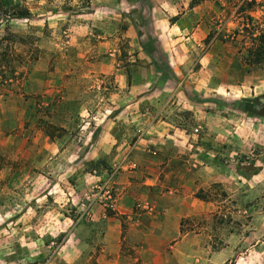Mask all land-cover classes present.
<instances>
[{"label":"rangeland","instance_id":"rangeland-1","mask_svg":"<svg viewBox=\"0 0 264 264\" xmlns=\"http://www.w3.org/2000/svg\"><path fill=\"white\" fill-rule=\"evenodd\" d=\"M145 5L0 0V264H264V62L246 60L264 0H201L182 27L206 36L171 51L157 47L163 35L142 41V28L153 31ZM134 24L140 49L124 37ZM115 25L112 50L103 31ZM167 53L179 68L166 67ZM168 76L181 82L177 107L190 109L191 127L204 112L224 118L206 154L224 178L196 193L202 205L175 236L169 222L139 217L132 228L137 217L124 216L120 248L104 252L99 221L112 218L122 164L110 163L115 146L102 148V138L116 124L113 134L133 143L138 133L126 128L147 121L136 98H164ZM106 189L110 200H92Z\"/></svg>","mask_w":264,"mask_h":264},{"label":"crops","instance_id":"crops-1","mask_svg":"<svg viewBox=\"0 0 264 264\" xmlns=\"http://www.w3.org/2000/svg\"><path fill=\"white\" fill-rule=\"evenodd\" d=\"M148 1L150 6L145 5V10L148 13L153 12L149 19L153 31L148 33L142 28L143 42L147 40L148 35L154 38L163 35L167 42L155 39L157 47L167 45L168 51H171L170 46L174 49L188 50L206 36L199 26L192 29L182 27V24L200 7L199 5L190 7V0ZM170 18H175V21L170 22ZM136 28V24L129 25L124 32V37L132 48L140 49ZM103 32L106 35L104 39L107 40V47L113 50V45H116L118 26H112L110 30L106 29ZM164 61L166 67L181 66L177 61L169 59L168 53ZM149 63H151L150 60H145L142 64ZM160 82L172 85L164 98L156 100L149 95L136 98L138 99L136 103L140 104V107L148 104L153 106L148 108V112L138 108L143 117L147 114L146 123L135 129L126 128V132L132 133V138L136 132L138 133L136 140L130 143L129 135L119 138L118 134H113L118 130L117 125L112 124L108 129L110 139L106 137L101 141L102 148L106 147L108 142L111 148L115 146L112 157L109 158L110 163L122 164V169L117 173L114 181L112 218L107 219L104 216L106 219L99 221L104 227V252L120 248L122 231L120 220L124 216L130 220L137 217L136 221L132 220L133 223H130L132 228L142 227L139 217H154L156 224L151 226H156L155 228L169 222L174 229L172 236H175L179 233L181 220L195 215L198 206L202 205L195 196L196 193L224 178L216 174L219 169L215 161L206 155L209 153L213 156L214 153L208 149V144L212 145L215 142V136L210 134L224 129V123H215V121L224 118L204 112V115L197 117L202 119L203 125L191 127L186 121V117H189L186 112L190 109L185 104L184 109L177 107L185 98L184 93L180 92L176 86L181 82H175L172 76L160 79ZM150 85L151 83H148L145 86L149 88ZM205 103L206 105L214 104ZM197 128L200 129L199 132L193 133ZM119 153H122V157ZM97 207L99 206H94L93 210L103 209L102 206Z\"/></svg>","mask_w":264,"mask_h":264},{"label":"trees","instance_id":"trees-1","mask_svg":"<svg viewBox=\"0 0 264 264\" xmlns=\"http://www.w3.org/2000/svg\"><path fill=\"white\" fill-rule=\"evenodd\" d=\"M201 0H192L189 4L190 7H194L200 3ZM248 8H251L248 5ZM263 27L259 30V34L255 39V44L247 50V63L252 65H258L264 62V20L262 22Z\"/></svg>","mask_w":264,"mask_h":264},{"label":"built area","instance_id":"built-area-1","mask_svg":"<svg viewBox=\"0 0 264 264\" xmlns=\"http://www.w3.org/2000/svg\"><path fill=\"white\" fill-rule=\"evenodd\" d=\"M195 132H197V130H195ZM96 198H98V200H100V202L102 203L103 201H107V200H110L112 197H111V192L110 190L106 189L105 191L102 192V195H100V193H98L97 195H94L93 196V199L94 200ZM89 199V197H88Z\"/></svg>","mask_w":264,"mask_h":264},{"label":"water","instance_id":"water-1","mask_svg":"<svg viewBox=\"0 0 264 264\" xmlns=\"http://www.w3.org/2000/svg\"><path fill=\"white\" fill-rule=\"evenodd\" d=\"M262 103H263V105H264V98H263V100H262Z\"/></svg>","mask_w":264,"mask_h":264}]
</instances>
